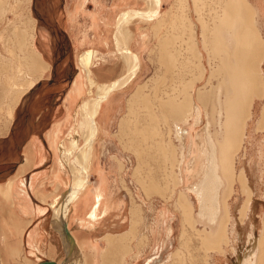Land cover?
Returning a JSON list of instances; mask_svg holds the SVG:
<instances>
[{"label": "crops", "instance_id": "1", "mask_svg": "<svg viewBox=\"0 0 264 264\" xmlns=\"http://www.w3.org/2000/svg\"><path fill=\"white\" fill-rule=\"evenodd\" d=\"M62 1L64 5L63 13L68 23L67 29L56 26L55 24L57 22H54L52 26L48 24V26L41 29L38 27L36 15L30 12L33 20H36L33 30L35 39L32 47L37 57L30 48H25V51H28V53L32 55V57H29L30 59H27V62H25L26 67L30 68L31 66L32 73L28 70L29 79L26 83H23V85H27L30 81H33V84L27 87L26 91L18 96V103L14 106L12 105V119L15 114V109L17 108L15 119L13 123L8 124V132L0 141V156L10 153L11 148L20 152L19 160L15 163L11 174L0 182V264H57V258L60 257L61 253H64V245L62 237L53 227L54 224L51 221V206L54 200H56L55 197L60 195L62 191H64L62 193L63 195L71 186L70 184H72V177L71 174H69L71 169L64 161L61 147H70V140L74 135L80 118L79 106L83 100L89 97V89L91 88L89 75L94 79L97 85H102L118 80L128 69L127 63L126 69L122 74L118 69L116 70V68L110 66L105 68L106 63H104V61H110L114 54L110 52L105 53L104 51H111L109 49H111L113 44L116 52L121 56L118 51V45H121L119 43L120 32L118 28V19L121 11L128 8H136L134 5L137 0H111L108 4L103 0ZM90 1L94 4V9L89 10L88 6ZM141 1H143L145 19L143 20L145 22L144 43H151L152 41L151 21L156 20L162 23L165 19V15L167 16L171 9H175V11H171L173 15L169 14L173 17L167 16L166 25L168 26L167 20L169 18L171 19L170 21L176 19L175 25L181 29L179 33L183 36V42L180 46L177 44V46L172 49L173 51L184 49L185 47L183 48L182 46L185 43H187L192 52L195 51L194 49L196 48L193 46L194 41L192 42L193 39L191 37L192 33L190 32L191 36L188 34L190 30L188 26L190 27L192 23L194 26L192 25L190 28H192V30L196 29L199 50L204 56L202 63L203 66L206 67V71L204 75H200L202 77L197 75L196 77L193 76L192 78L188 77L186 79L178 78L179 74L174 73L175 81L172 80V82L175 84H179L178 82L183 83L185 80L184 83L186 84L188 82H190V84L225 83L224 81H226L227 76H225V80L224 78L222 80V76L224 77L222 73V75H214V78L213 75L210 74L214 57L211 56V54L207 55L209 54L207 52L211 53L214 48L215 52H221L220 55L217 54L218 57L217 55L214 56L219 58L220 61L222 59L225 60L228 50H232L237 43L245 46V49L249 51L257 49L260 52L261 55L257 53L254 55L253 53L251 54L254 57H256V55L258 58L263 57L260 62L262 63L260 64V69L263 72L264 78V0ZM182 2H184V4H182ZM86 9H88V12ZM42 11L41 9L40 12L45 14V12ZM52 18L53 17L50 19ZM211 19L214 20V27L212 31H209V21ZM180 20H184V22H180ZM186 20H188L187 22L190 20V23H186ZM148 21H150L149 27L147 24ZM136 22L139 21L135 20L131 25H128L129 40H127V43L131 49L130 39H132V36L130 31L134 34V29L131 30L132 28L130 26L137 25ZM78 23L80 24L78 25ZM182 23H184L185 26H182ZM53 25H55V27H53ZM159 25L161 24L159 23ZM183 27L185 33H182ZM148 28L150 30L149 33ZM18 29H15L14 38ZM46 30L48 32H46ZM49 35L52 38L51 41ZM186 35L188 36V42L186 41ZM209 41L211 42L209 43ZM254 43L256 44L254 45ZM209 44L212 45L209 46ZM19 45H22V43ZM252 45L254 48H251ZM256 45H258V47ZM18 49L24 51L22 47H18ZM86 51H92L89 74L88 71L80 65L79 61L81 55ZM132 51L134 50L132 49ZM166 52L170 57H165V55H167L165 54ZM159 53L162 59L165 58L168 60L169 58H174V53L171 52V49L161 48ZM195 56L198 58L199 66H201L198 55L196 54ZM206 56H208V62L210 60L208 63L210 69L207 68L205 64ZM19 58L22 57L19 56ZM34 60H37V63L33 62ZM172 60L173 59H171V62ZM93 67L96 68L95 72ZM142 69L139 74H141ZM197 77L201 78V80ZM93 88L96 89V87ZM262 91H264V89L261 88L260 92L262 93ZM261 93L260 96H256L253 101L254 105L256 100L261 101L257 109V117L254 116L253 106V117L251 116V120L247 122L244 143H246L247 140L250 148L245 153L246 158L250 149H255L254 156L258 157L260 153L259 149L263 148L262 142L264 140L259 139L260 132H264V121L262 119L264 95H261ZM20 96L23 97L21 102ZM47 98H49L48 102L45 101ZM51 98L52 100H50ZM46 104L50 106L46 107ZM114 110L115 106L113 107L110 105L109 112L110 118L112 119L105 124V135L101 133L96 144V157L99 158L101 171L98 175L99 177L94 174L92 175L94 178L92 180L90 178V184L81 193L78 204L74 205L71 209L73 214L75 210H78L79 214L78 218L72 220L74 222V228L70 227V222L68 220L69 229L77 242L81 245L88 259L87 264H105V251H103L104 249L102 248L100 237H92L94 234L92 232L98 228V224L107 227V231L102 235L104 239H106L107 235L109 236V240L106 239L108 242H113L114 244L115 242H119V245L122 247V249L121 247H114L111 249L115 253L117 252L116 257H120V259H115L118 264L119 262L124 264L129 263L131 254L134 250L132 242L135 239L140 240L136 227L138 226L137 223L141 222L142 224L143 221L140 211L142 208L140 209V206L136 205L133 194L130 196L131 193L126 186L123 188L127 191L124 190L123 192L119 187L117 189V179L114 178L116 174H121L123 172L118 171L120 169L118 166L121 160L116 163L117 165L111 163V166H106L102 161L101 140L104 139L106 142V137L110 133V128L113 124ZM126 111L127 107L125 106L123 115ZM73 116L75 117L74 125L72 122ZM67 130L69 132L68 140H61L62 132ZM170 145L171 151L169 153H175L173 151H176L175 148H178L176 151V155H178L180 146H178V144ZM157 158L160 157L154 156L145 159V163H148L150 159L154 161L153 169L150 167L153 173L152 175L154 176H159L163 172V160ZM122 163L125 165V162ZM47 166L49 169H46ZM0 169L2 170L1 167ZM110 169H113V171ZM177 169L179 170L178 162ZM176 174L177 175L173 176V179H177L178 181V179L182 178L181 169L179 173L176 172ZM134 176L136 177L137 175ZM120 178L123 182L124 178L121 176ZM136 179L139 178L136 177ZM173 189L174 186L169 195L173 194ZM178 189H182V187L179 186L176 190ZM144 190H146V194L148 195V188L146 189V187H144ZM89 191L90 193H88ZM176 194L173 196L176 197ZM168 196H166V199ZM92 212H94L95 216L90 218ZM151 229L153 232L155 226L152 225ZM162 229L167 230L168 226H161V230H159L161 237L168 232ZM78 234L84 236L82 241L78 239ZM110 238H112V240ZM166 246L169 247L168 244ZM119 252H121V255H119ZM64 258L65 254L61 261ZM148 264H160V259L155 261L153 259L149 261Z\"/></svg>", "mask_w": 264, "mask_h": 264}, {"label": "rangeland", "instance_id": "2", "mask_svg": "<svg viewBox=\"0 0 264 264\" xmlns=\"http://www.w3.org/2000/svg\"><path fill=\"white\" fill-rule=\"evenodd\" d=\"M36 1L37 2H35V0H32V3H31V0L30 1L29 0H0V141L3 139L4 135H6V133L8 132L7 130L8 124L13 123L15 119L17 108L15 109V114H14L13 119L10 118L8 114L9 108L13 110V106L17 104L15 102L18 97L17 91L20 89V87L22 88L23 83H26L28 81L29 79L28 70L29 72L32 73L31 66L30 68L29 67L27 68L25 66L26 64L25 62H27L26 60L30 59L29 57H32V55H30L28 51H25L26 50L25 48L26 47L30 48L33 51V47L29 41H30V33H32V28L33 27L35 28V23H36V20H33V17L30 12H32L33 10V13L35 14L34 9L36 8V15L40 14L43 18H45V20H42V22L40 21V19L39 20L37 19L38 27H40L41 29L45 28V26H48V24L49 26H52L54 22H58L60 24V28H65V29L68 28V23H67V20H65V15L63 13L64 5H63L62 0H58V1L56 0H36ZM103 1L107 4L111 2V0H103ZM56 2H57V5H56ZM89 3L90 4L88 6V9L89 10L94 9V4L91 1ZM134 7H136L135 9L139 8L140 10L141 9L144 10L143 1L137 0ZM41 9L43 10L42 12H45L47 15H43L40 12ZM88 9H86L87 12H88ZM173 10L175 11V9L170 10V12L167 15L168 17H173V16H170V15H173L171 13V11ZM50 16H52L54 20L49 18V20L47 21L46 17L48 18ZM167 16L165 15V19L164 21H162V23L156 20L151 21V24H152L151 43L149 42L144 43V23L145 22L143 20L139 18L137 20L139 22H136L137 25L130 26L132 28L131 30L134 29V34L132 31H130L131 36H132L131 37L132 39H130V44H131L132 49L135 51V53L139 54L141 61L143 63V69L141 68L142 69L141 74H139L141 70L138 72L136 80L134 79L135 82L132 81L126 87L118 89L113 92V93H116L113 96L114 102L112 103V106L113 107L115 106V110L113 114V121H112L113 124H112V127L110 128V133L106 137V142L104 141V139L101 140L100 138L102 161L106 166H111L112 165L111 163L116 164L118 163L119 160H121L122 162H125L124 168H122L123 170H120V169L118 170L119 172H122V171L123 172L121 174H116L114 176V178L117 179V183H118L117 189L119 187V189L123 190L124 192L125 189L123 187L126 186L129 189L128 191L131 193L130 196H132L133 194L136 200V205L140 206V209L142 208L140 211L142 214L143 221H142V224L141 222L137 223L138 226L136 227L140 240L135 239L132 242V246L134 247V250H133V253L131 254V258L128 264H148L149 261H152L153 259L154 261L160 259V264H195L196 262L197 264H203L204 256H205V253L207 252H205V247L203 246L200 238H198V235H197L198 232L196 231L197 229H203L204 226H207L211 229H216L218 227L217 224H219L218 222L221 218V213H220L217 218L218 221L214 222L213 224L208 223V221L207 223L204 222L202 218L199 216V214L201 213V203L198 198V194H196L193 190H191L189 191V198L192 201L193 205L195 206L194 207L195 208L194 218L195 220H198V221L196 222L194 221V225L196 227H191L190 225H187L185 218H184V214L180 210L179 201H178L180 190H183L184 186L179 185L180 181L176 182L177 179H173V176L177 175L176 172L179 173V170L177 169L178 161L176 160H179L180 157H182V151L187 156L188 149H186L180 141H177L176 143L178 144V146H180L178 155H176L177 154L176 151H175V154L169 153L171 151V147L169 146L170 144L168 143V139H169L168 137L170 136H168V132H167L168 130L167 124L168 122H170L168 121L169 119L166 120L163 118V116H159L160 118H158L159 119L158 123H160V126L162 125L163 128H161V130L152 132V134H153V140L163 139V143H161V145L154 144L152 145L151 148H149V150L151 149L152 152L156 151L154 152L155 154L153 155L160 157L157 159L163 160V172L159 176L152 175L153 173L151 172V169H150V167L152 169L154 167L153 165L154 161L152 159H150L148 163H145L146 160L144 159H147V158L143 156L142 152L144 151V149L147 150L146 146L145 145L142 146V144L137 146V144H135L136 142H133L134 140L139 139L141 136L138 137L137 134L133 133L132 129H134L135 125H132V124H137L136 126L138 125L140 126L143 124V121L145 122V115H143V113L145 114L147 112L146 105L141 104V103L139 104L140 106L138 105L139 107L138 111L140 110L139 112H142L141 110H144L142 113H139L140 115L142 114L141 115L142 117L141 116L139 117L135 114V115H132V117L130 118L131 122L134 121L135 123L132 122V123H129L131 125L123 126L122 130H120L121 126L119 127V124H118L122 116L128 113L129 108H128L127 103L130 97L132 96V94H134L138 90L137 85L140 83H144V81H146L148 78L154 76V74L157 71H158L157 73H160V76L158 77V82H155L156 84L153 83L149 85L148 87L147 86L143 87L140 93V95L143 97L144 96L147 97V93H148V97L150 98V99L147 98L148 101L152 99V94L154 93L155 99L157 98V100L153 101L154 98L151 100V103L153 104V105L151 104L152 107H157L160 101L163 99V97L167 96L168 94L172 92V90H174L172 89L173 88L172 86L175 85L174 88L176 91V88L178 86L181 85L180 88L178 89H181V88L183 89L185 87H182V86L188 84V83L187 84L186 83L184 84L173 83L172 80L175 79L174 73L179 74L178 78L186 79L188 77H191V78L193 76L196 77L197 75H199V72H201L200 67L198 65L199 64L198 58L190 50V47L187 45V43L183 45V48L186 47L184 49H181L179 51L172 50L177 46V44H179L180 46V44L183 42V36H181L179 33L181 29H179L175 25L176 19L170 21L171 19L169 18L167 20L168 26L166 25ZM213 21L214 20L212 19L209 21V31L213 30V27H214ZM159 23L161 25H159ZM79 24L80 23H78V25ZM147 24L149 27L150 21H148ZM18 28H21V29H18ZM15 29H18L15 34L16 42L14 38ZM149 32L150 30L148 28V33ZM187 39H188V36L186 35V40ZM19 40L21 42H19ZM21 43L22 45H19ZM18 47L24 48V51H20ZM161 48L171 49V52L174 53V58L172 62H169L168 60L161 58L159 54V50ZM109 50L111 51L106 50L104 52L105 53L110 52L111 54H114V56L110 61L109 60L104 61V63H106L105 68L107 66L116 68V70L118 69V71H120L122 74V72H124L126 69L125 60L122 58V56H120L116 52L115 46L113 44H112L111 49ZM218 53L219 52L211 51L210 54L214 56V55H217ZM33 54L36 56V53L34 51H33ZM19 56H21L22 58H19ZM36 61L37 60H34L33 62L37 63ZM33 62H30V63H33ZM209 62H208V56H206L205 64L207 68L210 67L208 64ZM213 62L214 64L212 63V66L217 65L216 63L222 64L219 58H214ZM95 67H93L94 72L96 69ZM218 74L220 75L221 73H217L216 75ZM154 85H156V87ZM194 85L196 86L195 87L196 90H198L199 87H201L203 91H207V90L214 91V89H216L215 86H217V84H205V83H199V84H194ZM160 96L162 97V99L160 98ZM89 97H91V95H89ZM225 97H226V94L224 92L222 96L223 101L225 100ZM22 98L23 97H21L20 102ZM50 100H52V98ZM45 101L48 102L49 98H47ZM260 103L261 101L259 100L255 101L254 116L256 117H257V111H258L257 109ZM209 105H210L209 107L212 106L211 103ZM47 106H50V105L46 104V107ZM125 106L127 107V111L123 115ZM141 107L144 109H142ZM209 107L208 109H211ZM210 112H208V115L210 114ZM215 114H216L215 117H218L217 113ZM212 117H213L212 115H209V119H208L205 116L204 117L205 122L199 124V127L195 131V133L197 132L198 135H200L203 138V140H207L208 143H211L212 140L218 143V139H221L219 137L220 126L216 122V119L214 120ZM72 119H73L72 122L74 125L75 117L73 116ZM163 121L166 122L167 124L166 123L163 124ZM68 133H69L68 130L65 132H62L61 140H68ZM259 135H260L259 139L264 140V132H260ZM79 137H80L79 138L80 143L83 144L82 135L79 134ZM173 138L176 141L175 136ZM150 142L152 144L154 143L152 142V140ZM262 146L264 148V141L262 142ZM244 147L245 148H243V150L240 152L237 158V161H236L237 169L249 166L248 162L250 159L249 157L247 158L245 157L246 151L250 148V145L247 140H246V143H244ZM252 151H255V149H251V151L249 150L248 156L250 152ZM19 154L20 152H18L16 149L11 148L10 153H8L7 155L3 154L2 156H0V167L3 168V171L0 175V182L5 180L7 176L11 174L13 166L19 160ZM77 154H79L78 150H76L73 153V159H74V156H76ZM154 156H151V157H154ZM219 156H220V151L218 149L213 153L211 157V159L214 158L215 162L217 163L211 164L212 162H209L208 167H205V160H204V164H202V166H199L197 176L193 177L191 182L188 184L191 186V188L193 187L197 188L198 184H203V186L205 187L204 190L206 189L211 190L210 186L212 184V179L213 181L215 180L214 173L215 174L219 173V175H221L220 167H219L220 166ZM48 166L46 167V169H49ZM118 167L120 168V164ZM178 168H179V164H178ZM218 169H219V172H217ZM69 174H71V177H72V173L70 171H69ZM134 175H137L136 177L139 179H136ZM120 176L124 178L123 182L121 181ZM93 178L94 177L92 176L91 180ZM202 180L206 182L201 183ZM253 185L255 186L257 190L255 189L256 194L254 196V200L251 206L252 209L250 208L251 210L248 212L247 214L248 216H245L242 219L241 217H239L238 207L244 201L246 196H245V193L241 191L238 183L235 184V193L233 194L232 198L229 201V210L231 212V219H232L231 224H230V229H229V234L231 236V239L226 245H224V249H225L224 252L217 251L214 253H210L211 257H213L212 259H210L212 264H218L219 262L218 260H220L222 264H241L240 261L242 258L240 254L243 255L242 251H247L248 246H249L250 240H247V239H250V235L259 237V234L261 233V229L263 225L262 215H264L262 214L264 213L263 212L264 211V200H263L264 196L262 195L263 193L262 191H264V179L259 180L257 184L254 183ZM173 186L175 190V191L173 190V195L177 193L176 195L177 197L169 195ZM179 186L182 187V189L176 190V188ZM144 187H146V189L148 188V195L146 194V190H144ZM225 189H226L225 184L220 186L217 195L222 196ZM214 190L215 188L213 187L211 190L213 194H214ZM63 192L64 191H62L60 195H57L55 197L56 200H54V203L51 206L52 223H53L55 210L58 208L60 197ZM166 196H168L167 199H166ZM258 196L261 198L258 199ZM258 201L260 203H257ZM255 203H257L256 204L257 211L256 213H252L251 211L255 209V206H254ZM252 217L256 221L255 223L257 224V227L255 228V230L252 229L253 225H252V222L250 221ZM69 222H70L69 223L70 227L74 228L75 227L74 222L72 221L71 217L69 219ZM152 225L155 226V229L153 231L155 234L152 232V229H151ZM162 225L168 226V230H167L168 232H166L163 235V237H161V233L159 232V230H161ZM237 230L239 234L241 233L243 235L242 236L243 240L242 238L240 240V238L238 237V233H236ZM105 231H107V227H104L102 224H98V228L92 232L94 233L92 237H96V236L100 237V242H101L102 248L104 249L103 251H105L104 252L105 253V259H104L105 264H118V262L115 261V259L116 258L120 259V257L119 256L116 257L117 252L115 253L111 249L114 247H121V246L119 245V242L118 243L115 242L114 244L113 242H108L106 239H104L102 235ZM184 231L186 234L185 241H182L181 238H182V234ZM77 236L80 241L84 239V236L81 234H78ZM187 238L189 240H187ZM167 243L169 247L166 246ZM184 248L187 250V252ZM119 255H121V252H119ZM63 256H64V253H61L60 257H58L59 259L57 258V261H56L57 264L63 263V260L61 261ZM161 258H162V262H161ZM192 258H194V261ZM119 264H124V263L119 262Z\"/></svg>", "mask_w": 264, "mask_h": 264}, {"label": "bare ground", "instance_id": "3", "mask_svg": "<svg viewBox=\"0 0 264 264\" xmlns=\"http://www.w3.org/2000/svg\"><path fill=\"white\" fill-rule=\"evenodd\" d=\"M182 4H184V2H182ZM139 18L141 20H145L143 10L128 8L121 11L118 19V28L120 32L119 43L121 45L120 46L118 45V49H119L118 51L128 65L127 72L118 80L102 85H97L94 79H92V77L89 75V82L91 83V88L89 89V95H91V97H88L87 99L83 100L79 106L80 119L77 123V127L74 132V135L70 140V147L69 148L67 147L65 148L64 146L61 147V153L64 158V161L70 167L72 173V184H70L71 186L69 187V189L61 196L58 208L55 210L54 218H53V224H54L53 227L56 229V231L60 234V236L63 239L62 241L64 245L65 258L63 259L62 264H87L88 259L84 254L81 245L77 242L71 230L69 229L68 220L71 215H72L71 216L72 220L78 218L79 216L78 210H75L73 214L71 209L74 205L78 204L79 197L83 192V190L90 184V178L92 177V175L94 174L97 177H99L98 175L101 172L99 158L96 157L97 156L96 144L97 141L99 140L98 137H100V134L105 133L104 131L105 124L112 119L110 118L111 116L109 112V106L112 105V103L114 102L113 96L116 93L113 92L118 89L126 87L129 83L134 81V79L136 80L137 74L142 68V61L139 54L132 51V49L128 46L127 43V40H129L128 25H131V23H133L135 20H138ZM184 20L182 21L184 22ZM182 21L180 20V22ZM187 21L188 20H186V23H190V20L189 22ZM182 24H183L182 26H185L184 23ZM192 25L193 24L191 23L190 27H192ZM190 27L188 26V29H190L188 34L191 36L192 33L191 36L193 39L192 42L194 41L193 43L195 44V45L193 44V46L194 48L197 49V50L194 49L195 51H193V53H195V55L196 54L198 55L201 63V66H199L201 72L198 71L199 72L198 76L202 77L200 75H204L206 71V67L203 66L202 63L204 56L199 50L196 29H193L194 30L193 31L192 28ZM33 30L34 27L32 28V33H30V41H29L32 46L35 39V33L33 32ZM184 30L185 29L183 27L182 33H185ZM186 41L188 42V40ZM211 41H209V43ZM256 43H254V45ZM256 46L258 47V45ZM251 48H254V46L252 45ZM254 50L249 51L248 49H245V46L237 43V45L232 50H228L225 60L223 59L221 60L222 64L216 63L217 65L215 66L211 65L210 74L213 75V78L214 75H216L217 73H222L224 75V77L222 76V80L223 78L225 80V76H227L226 77L227 82L224 81L225 83H218L217 86H215L216 89H214V91H209V90L203 91L201 87H199V89L196 90L195 89L196 86L194 85L195 83L190 84V82H188L187 85L182 86L185 87L183 89L182 88L178 89L180 88L181 85L180 86L177 85L178 87L176 86L177 88L175 91L174 88L175 85H174L172 86L173 87L172 89L174 90H172L170 94L167 93L168 94L167 96H165L164 94L165 97H163V99L160 96L162 100L160 101L159 105L157 107H152L151 100L153 98H154L153 101L157 100V98L155 99L154 93L152 92L153 93L152 99L150 101H148V99H150L148 97V93H147V97L144 96L145 98L141 96L140 93L143 87L145 86L148 87L149 85L153 83L156 84L155 82H158V77L160 76V73H157L158 72L157 71L154 74V76L148 78L146 82L137 85L138 87L136 86L138 90L134 94H132V96L130 97L127 103L129 108L128 113L122 116V118L119 121V127L121 126L120 130H122L123 126L125 125H131L129 123L134 122V121L131 122L130 120L132 115L136 114L137 116L140 117L142 114L140 115L139 113H142L144 111L141 110L142 112H139L140 110L138 111L139 108L138 105L140 103L145 104L147 107L146 110L147 112L145 114L143 113V115H145V122L142 120L143 124L140 126L139 125L136 126L137 124H132L136 126V127L134 126V129H132L133 133L137 134L138 137L141 136L139 139H136L133 142H136L135 144H137V146L142 144V146L145 145L147 148V150L144 149V151L142 152L143 156H145V158H150L151 156H154L153 154H155L154 152L156 151L152 152L151 149L149 150V148H151L152 145L154 144L161 145V143H163V139L153 140V134H152V132L161 130V128H163L162 125L160 126V123H158L159 122L158 118H160L159 116H163L164 119L166 120L169 119L168 121H170L168 122L169 125L163 121V124L166 123L168 126L167 132H168V136H170L168 137L169 138L168 143L174 145L177 144L176 143L177 141H180L183 144V146L186 149H188L187 156L182 151V157H180V159L178 160L179 170L181 169V173H182V178L179 179L178 181H180L179 185L184 186L183 190H180L178 201H179L180 210L184 214V218L187 225H190L191 227H196L194 225V221L195 222L198 221L195 220L194 218L195 206L193 205L192 201L189 198V191L191 190H193L196 194H198V198L201 203V213L199 214V216L202 218L204 222L207 223L208 221V223L213 224L214 222L218 221L217 218L221 213V218L218 222L219 224H217L218 227L216 229H211L207 226H204L203 229L196 228L197 229L196 232H198L197 234L198 238H200V240L202 241V244L205 247V252H207L205 253L203 264H212L210 259H212L213 257H211L210 253H214L217 251L224 252L225 251L224 245H226L231 239V236L229 234V229L232 219H231V212L229 210V201L232 198L233 194L235 193V184L238 183L241 191L245 193L246 196L244 201L238 207L239 217L243 219V217L248 216L247 215L248 212L252 209L251 206L254 200V196L256 194L255 191L256 188L253 184L254 183L257 184L259 180L264 179V148L259 149L260 153L258 157L254 156L255 151L250 152L249 156H247L250 159L248 162L249 164L248 167L237 169V165H236V161L240 152L243 150V148H245L244 142H245V134L247 130V122L251 120L250 118L252 116V111H253L252 107L254 106L253 104L254 98L256 96H260L261 88L264 89L263 72L260 69V64H262L260 62L262 61L263 57L258 58L257 55L256 57L252 56L251 53H253V55L255 53L261 55L257 49ZM212 51H215L214 48ZM207 53H209L207 55H210V52ZM165 54H167L165 55V57L166 56L170 57V55L167 52ZM218 55H220V53H218ZM91 56H92V51H86L81 55L79 60L80 65L84 69H86V71H88V74H89ZM213 57L216 58L215 56ZM171 59L170 58L168 59L170 60L169 62H171ZM212 63L214 64V62ZM199 77L197 78L201 80V78ZM178 83L180 84L182 82H178ZM32 84L33 81H30L27 85H22V88L20 87V89L17 91L18 92L17 96L25 92L27 87L31 86ZM154 86L156 87V85ZM93 87H96V89H94ZM224 92L226 94V97L225 100L223 101L222 96ZM263 92L264 91H262L261 95H264ZM17 100L15 101L16 103H18ZM210 103L212 106L211 109H208ZM136 110L138 111V113ZM208 112H210L209 115H212L213 116L212 118L214 120L216 119V122L220 126L219 137L221 139H218V143H216L213 140L211 143H208L207 140H203V138L200 135H198L197 132L195 133V131L199 127V124L205 122L204 117L206 116L209 119ZM215 113H217L218 117H215L216 116ZM8 114L11 118L12 117L11 108H9ZM262 119L264 121V110L262 111ZM79 134L82 135L83 144H81L79 141L80 138ZM174 136L176 141L173 138ZM151 140L152 142H154L153 144L150 142ZM175 149L177 151L178 148ZM218 149L220 151L219 167H220L221 175H219V173L217 174L214 173L215 180L213 181L212 179V184L210 186L211 190L213 187L215 188L214 194L211 192V190L208 189L204 190L205 187L203 186V184H198L197 188L194 187L191 188V186L188 184L191 182L193 177L197 176L199 166H202V164H204V160H205V167H208L209 162H212L211 164L217 163L215 162L214 158L211 159V157L213 153ZM76 150H78L79 154L74 156L73 159V153ZM173 152H175V150ZM122 168H124V164L120 161V170H122ZM110 170L113 171V169ZM217 172H219V169L217 170ZM205 182L206 181L203 180L201 181V183H205ZM224 184L226 185V189L224 190L222 196L220 195L218 196L217 195L218 190L220 186ZM90 191L88 193H90ZM262 192H263L262 195L264 196V191ZM171 196H173V194ZM259 198L261 197L258 196V199ZM257 203L260 202L258 201ZM257 203L254 204L255 209L251 211L252 213H256ZM93 216H95L94 212L91 213L90 218H92ZM250 221L252 222L253 225L252 229L255 230V228L257 227V224L255 223L256 221L253 219V217L250 219ZM262 224L263 225L259 237L250 235V239H247L250 240L249 246L247 251H242L243 255L240 254L242 259L241 261L240 260L239 261L241 262V264H264V215H262ZM167 230H163V231H167ZM236 233H238V237L241 240L243 235L241 233L239 234L238 230ZM185 235L186 234L184 231L181 238L182 241H185ZM108 238L109 236L106 235L107 240H109ZM112 238L110 239L112 240ZM187 240L189 239L187 238ZM192 259L194 261V258ZM218 261L220 262V263L218 262V264H222L220 260ZM195 264H197V262Z\"/></svg>", "mask_w": 264, "mask_h": 264}, {"label": "flooded vegetation", "instance_id": "4", "mask_svg": "<svg viewBox=\"0 0 264 264\" xmlns=\"http://www.w3.org/2000/svg\"><path fill=\"white\" fill-rule=\"evenodd\" d=\"M35 2H37L36 0H35ZM32 12H33V10H32ZM34 12H35V15H36V8L34 9ZM34 14V13H33ZM48 14H50V13H48ZM43 15H47L46 13L45 14H43ZM58 15H60V14H58ZM36 17H37V19L39 20L40 19V21L42 22V20H45V18H43L40 14L39 15H36ZM52 16H50V17H46V19H47V21L49 20V18H51ZM53 19V18H52ZM56 26H60V24L57 22L56 24H55ZM55 25H53V27H55ZM47 31V30H46ZM48 32V31H47ZM49 34V33H48ZM50 36V35H49ZM52 40V38H51V36H50V41ZM20 113V112H19ZM20 134H23V133H20ZM15 166V165H14ZM13 166V167H14ZM2 168V167H1ZM13 170V169H12ZM2 171H3V168H2V170L0 169V175H1V173H2Z\"/></svg>", "mask_w": 264, "mask_h": 264}]
</instances>
